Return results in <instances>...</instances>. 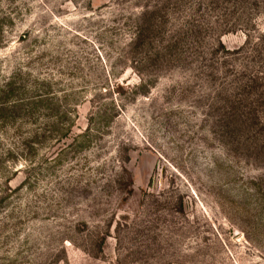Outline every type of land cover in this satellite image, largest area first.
Returning <instances> with one entry per match:
<instances>
[{
	"label": "rangeland",
	"instance_id": "1",
	"mask_svg": "<svg viewBox=\"0 0 264 264\" xmlns=\"http://www.w3.org/2000/svg\"><path fill=\"white\" fill-rule=\"evenodd\" d=\"M0 264H264V0H0Z\"/></svg>",
	"mask_w": 264,
	"mask_h": 264
}]
</instances>
